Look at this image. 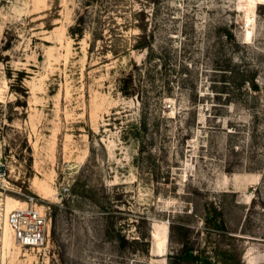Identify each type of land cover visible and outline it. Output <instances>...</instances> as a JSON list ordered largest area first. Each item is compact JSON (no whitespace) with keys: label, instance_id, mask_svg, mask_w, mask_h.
Wrapping results in <instances>:
<instances>
[{"label":"rangeland","instance_id":"374dc122","mask_svg":"<svg viewBox=\"0 0 264 264\" xmlns=\"http://www.w3.org/2000/svg\"><path fill=\"white\" fill-rule=\"evenodd\" d=\"M81 1L0 0V264H264V0H120L92 52ZM142 31L145 108L119 90ZM26 196L41 249L5 243Z\"/></svg>","mask_w":264,"mask_h":264},{"label":"trees","instance_id":"16d2710c","mask_svg":"<svg viewBox=\"0 0 264 264\" xmlns=\"http://www.w3.org/2000/svg\"><path fill=\"white\" fill-rule=\"evenodd\" d=\"M119 2L120 0H82L81 9L76 14L75 24L69 29L70 36L75 41H81L87 33H90V52L96 48L98 40L103 41L105 39V30L107 28L112 33V37L116 38L117 34L111 27L115 25L113 14H117L120 11ZM142 33L132 48L133 50L146 53V60L140 66L136 63L132 64L130 71L125 73L119 80V90L123 96L135 98L145 108L150 93L143 87L141 81L145 79V76L151 81L152 69H157L160 65L159 63H162L166 56L163 52L159 53L156 51L152 35H146L145 31H142ZM227 38L232 39V35L228 33ZM129 51L130 49L112 46L111 48L103 47V50L99 52L102 54L110 52L112 57L118 59ZM187 258L190 260L195 259L192 253H189Z\"/></svg>","mask_w":264,"mask_h":264},{"label":"built area","instance_id":"2783aa9c","mask_svg":"<svg viewBox=\"0 0 264 264\" xmlns=\"http://www.w3.org/2000/svg\"><path fill=\"white\" fill-rule=\"evenodd\" d=\"M2 145L0 143V150ZM2 170V171H1ZM7 176V169L0 165V181ZM24 206L9 212L7 222L18 245L25 249H41L49 237V217L44 207L33 196H26Z\"/></svg>","mask_w":264,"mask_h":264},{"label":"bare ground","instance_id":"6f19581e","mask_svg":"<svg viewBox=\"0 0 264 264\" xmlns=\"http://www.w3.org/2000/svg\"><path fill=\"white\" fill-rule=\"evenodd\" d=\"M24 204H21L19 203L18 201L16 202V204L11 208L9 209L7 212L9 213L10 211L14 210V209H17L18 207H23ZM11 229V228H10ZM8 234H9V226L8 224L6 223L5 224V243L8 242Z\"/></svg>","mask_w":264,"mask_h":264},{"label":"water","instance_id":"95a60500","mask_svg":"<svg viewBox=\"0 0 264 264\" xmlns=\"http://www.w3.org/2000/svg\"><path fill=\"white\" fill-rule=\"evenodd\" d=\"M2 171V170H1Z\"/></svg>","mask_w":264,"mask_h":264}]
</instances>
